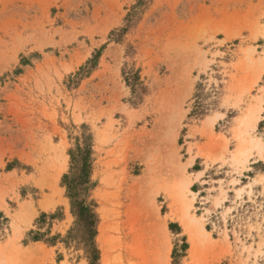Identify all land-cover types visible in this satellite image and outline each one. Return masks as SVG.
Wrapping results in <instances>:
<instances>
[{"label": "rangeland", "instance_id": "obj_1", "mask_svg": "<svg viewBox=\"0 0 264 264\" xmlns=\"http://www.w3.org/2000/svg\"><path fill=\"white\" fill-rule=\"evenodd\" d=\"M85 239L264 264V0H0V264H89Z\"/></svg>", "mask_w": 264, "mask_h": 264}, {"label": "trees", "instance_id": "obj_2", "mask_svg": "<svg viewBox=\"0 0 264 264\" xmlns=\"http://www.w3.org/2000/svg\"><path fill=\"white\" fill-rule=\"evenodd\" d=\"M98 58V55H94L91 57L89 60L85 62V64L80 68L79 72L77 75L81 76L83 75L88 69H92L95 65L96 59ZM76 157H79L80 159H84L86 155V150L82 151L80 147L77 148L76 150ZM71 157L74 158L75 152H71ZM64 180L67 179V192H68V197L70 199V204H71V210L72 213L74 214L75 218L79 221V223L82 225L83 229L88 231L89 233V239L91 236L94 234V226H95V214L89 209V207L86 205L83 199H81V184L80 181H68V177L64 176ZM33 240H37V238H34ZM85 247L88 252L89 264H93L92 262L96 260V255L95 251L91 248V246L87 245V242L89 240L85 239ZM91 240V239H90ZM92 244V242H90Z\"/></svg>", "mask_w": 264, "mask_h": 264}, {"label": "bare ground", "instance_id": "obj_3", "mask_svg": "<svg viewBox=\"0 0 264 264\" xmlns=\"http://www.w3.org/2000/svg\"><path fill=\"white\" fill-rule=\"evenodd\" d=\"M142 251V250H141Z\"/></svg>", "mask_w": 264, "mask_h": 264}]
</instances>
